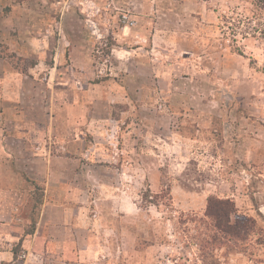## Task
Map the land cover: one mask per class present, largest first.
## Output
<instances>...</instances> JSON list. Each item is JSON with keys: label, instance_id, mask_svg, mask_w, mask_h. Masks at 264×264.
<instances>
[{"label": "rangeland", "instance_id": "1", "mask_svg": "<svg viewBox=\"0 0 264 264\" xmlns=\"http://www.w3.org/2000/svg\"><path fill=\"white\" fill-rule=\"evenodd\" d=\"M254 4L0 0V140L24 177L0 202V264L79 263L41 250L47 177L74 190L47 196L68 209L52 212L54 235L66 226L84 243L107 219L142 258L106 250L82 263L217 264L240 253L264 264V17ZM17 129L27 137L10 138ZM209 198L232 201L252 233H217Z\"/></svg>", "mask_w": 264, "mask_h": 264}, {"label": "crops", "instance_id": "2", "mask_svg": "<svg viewBox=\"0 0 264 264\" xmlns=\"http://www.w3.org/2000/svg\"><path fill=\"white\" fill-rule=\"evenodd\" d=\"M10 138L13 140L22 139L27 137V132L23 130L17 129V131H14V133L9 135ZM9 147L7 148L5 144H3V140H0V202L3 201L5 196H10V193H12L11 190H9V184L13 183L14 180H20L23 179L22 174L19 172H22L20 169L17 168L15 163V158L12 157V155L7 152ZM48 169V167H45ZM50 171L52 172V176L55 180H58L59 171L58 167H51ZM52 179H49V177L46 178L45 182V190L46 192V198L45 202L41 206V210L39 212V223L41 224V231L38 234L39 240L41 242V250H43L47 255H51L54 257H66L68 253H75L76 257L79 258L78 264H85L82 263L81 260H83V256L85 254L90 255V258H96L98 259L100 252H105L108 250L110 254H108V258H110L112 261H120L121 259L129 260L126 261V263L129 262H136L138 263L141 258V253L138 252V250L135 249V244H132V247L128 245L127 241V231L123 230L122 228L119 229H112L110 227H105L106 220L105 219H98L95 221L94 226H98L96 232L89 233V240L85 241L84 243H81L80 240L77 239V241L70 240L67 238V228L66 226H61L60 230L56 235L52 233L49 230V224L51 222V219H49L52 216V212L56 210L57 214H61V212L65 215L68 209H60L57 206L49 205L50 201L48 202V194H54L57 198L61 200L67 198V194L70 196H73L74 190L70 187V189L65 190L61 187L58 188V184L56 181L55 186L51 183ZM8 186V187H7ZM7 187V188H6ZM55 197V198H56ZM112 198L114 200L112 201L117 202V198L119 199V195H115ZM73 200V199H72ZM73 203L74 201H70ZM68 203L71 205V203ZM118 205L117 203H114ZM76 205V204H75ZM55 206V207H54ZM49 208L51 210L50 215L46 218L44 216L45 210ZM75 208V215L76 220L78 221V225L81 226V224L84 222V208L80 206H76ZM74 209H72L73 211ZM116 210V209H113ZM114 212V211H113ZM117 212L123 214L124 216H127V211H125L123 208H120ZM134 214V213H131ZM137 214V213H135ZM134 214V215H135ZM127 220V218L125 217ZM72 223H76L75 219L71 220ZM72 226V225H71ZM72 229V228H71ZM82 229H74L73 231H81ZM35 236V233H34ZM92 237V239H91ZM133 242H135L133 238ZM131 248V249H130ZM106 257V256H105ZM58 259V258H57ZM217 264H255L252 263L244 254L240 253H234V254H228L226 257H216ZM54 264V261H52ZM121 263V262H119ZM118 263V264H119ZM55 264H66L65 262H58V260H55ZM70 264V263H68ZM109 264V263H108ZM114 264V263H111ZM123 264V263H122Z\"/></svg>", "mask_w": 264, "mask_h": 264}, {"label": "trees", "instance_id": "3", "mask_svg": "<svg viewBox=\"0 0 264 264\" xmlns=\"http://www.w3.org/2000/svg\"><path fill=\"white\" fill-rule=\"evenodd\" d=\"M254 5L258 11H260L262 17H264V0H255ZM259 30V33L264 35V26ZM252 31L255 33L258 30L252 29ZM253 37H255V34ZM238 52L240 51L238 50ZM235 214L236 209L232 201L228 199H208L205 215L213 222V227L217 233L221 234L223 237L232 239H245L254 230L255 222L252 219H237Z\"/></svg>", "mask_w": 264, "mask_h": 264}, {"label": "built area", "instance_id": "4", "mask_svg": "<svg viewBox=\"0 0 264 264\" xmlns=\"http://www.w3.org/2000/svg\"><path fill=\"white\" fill-rule=\"evenodd\" d=\"M123 23H125L127 26H132L133 25V21H131L127 15H123Z\"/></svg>", "mask_w": 264, "mask_h": 264}]
</instances>
